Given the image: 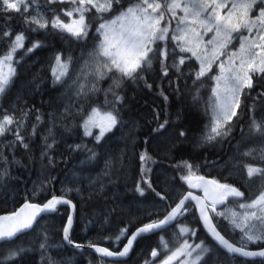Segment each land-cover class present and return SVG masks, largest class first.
<instances>
[{"label":"snow or ice","instance_id":"obj_1","mask_svg":"<svg viewBox=\"0 0 264 264\" xmlns=\"http://www.w3.org/2000/svg\"><path fill=\"white\" fill-rule=\"evenodd\" d=\"M44 4L70 6L59 10L49 8L50 15L39 11L37 6L36 13L32 14L36 0H0V19L7 23L12 14H17L28 32L66 33L78 41L86 40L94 29L95 42L91 50L85 49L79 56L57 52L49 64L52 84L67 87L69 102L64 104L62 112L50 114L48 124L35 106L17 103L10 111L0 108V137L5 138L0 143L13 153L9 158L0 148V186L5 177H10V167L20 163L15 151L23 149L32 160L33 138L39 137L38 160L43 178L34 182L31 192L36 197L48 190L54 177L45 173L55 166L53 153L60 142L57 122L67 132L71 128L64 121L70 120L73 126L82 130V136L91 138L95 145H100L108 134L127 127V139L135 144L139 125L126 122L122 115L124 85L126 82L142 83L152 91L154 85L149 82L150 73L157 79L166 80L177 96L182 95L181 83L191 80L195 89L191 95L193 104L202 100L200 92L204 81L213 82L211 95L204 103L209 121L200 138L203 144L222 143L231 136L245 98L253 99V108L249 111L254 109L257 101L264 108V0H44ZM62 16L68 18L67 22ZM26 39L28 36L24 31L14 34L10 26L0 29V40L6 45V50L0 53V95L7 92L16 76L17 52L23 50L24 54H30L42 47L40 40H34L25 48ZM190 61L198 67L186 72L184 69ZM214 66L218 71L212 74ZM104 80L110 81L106 89L99 86ZM42 82L37 77L32 83L33 89L39 91ZM258 87L260 91L253 98L251 93ZM99 93H103L102 102L94 99ZM158 95L165 102L169 100L163 88L158 89ZM179 115L178 112L177 119ZM149 123H154L155 127L150 129L143 143L159 140L167 145L166 152L170 150L174 139L168 135L170 115L165 111L161 120V111L153 109ZM42 124L45 125L43 130ZM9 135L10 140L7 139ZM186 136L183 129L176 132V138ZM247 139L253 146L243 149L238 146V158L231 161L233 170L247 178V197L234 184L201 175L199 165L182 160L174 167L187 190L173 199L153 186L149 174L155 160L145 148L138 154L141 182L136 191L143 196V185H146L163 203V215L158 211L148 212L147 222L136 227L130 235L128 227L120 228L115 234L99 235V240L114 245L126 239L119 250L99 246L98 240L89 241L87 245L76 243L72 239L73 215H68L60 230L62 240L77 249H94L102 258H112L128 256L138 237L161 233L158 245L150 250L144 264H219L220 250L231 258H245L243 264L255 258H260V264H264V117L250 120ZM66 147L69 152L82 153L84 159L80 163L85 166L99 156L96 149L88 147L83 140ZM126 161L123 153L108 157L104 169L97 176L87 178L92 191L103 192L104 178L123 169ZM77 176L74 172L73 178ZM71 192L80 194L81 188L65 187L60 195L53 193L40 202L26 200L18 210L0 215V244L8 245L0 246V264H19L29 251H39L40 264H62L49 254L51 245L47 229L37 233L29 248L16 245L15 240L19 234L39 228L44 215L57 212L59 205H69L75 211L76 205L67 196ZM193 209L198 211L199 222L215 245L204 240L197 242L193 239L197 230L181 223V218ZM109 216L108 212L102 214L104 224L110 222ZM216 217L239 231L238 243L230 241L218 230L214 222ZM96 222L89 220L88 224L95 225ZM169 228L174 231L166 239L164 234ZM250 244L260 247L250 250Z\"/></svg>","mask_w":264,"mask_h":264},{"label":"trees","instance_id":"obj_2","mask_svg":"<svg viewBox=\"0 0 264 264\" xmlns=\"http://www.w3.org/2000/svg\"><path fill=\"white\" fill-rule=\"evenodd\" d=\"M39 6L45 14L50 15L49 8L59 10L60 8H68L70 5H45L44 0H39ZM62 18L67 22L68 18L63 16ZM6 26H10L14 34L20 31L25 32L28 36V39L25 40V48L29 47L34 40H40L42 47L30 54H24L23 50L17 52L16 56L19 63L16 65V76L7 92L0 95V108L10 111L17 103L20 106L25 104L28 107L35 106L43 114L45 124H48L50 114L57 111L62 112L64 104L69 102L67 87L52 84L49 64L57 52L79 56L85 49L90 50L95 42V31L94 29L91 30L89 37L81 41L68 36L66 33L57 34L49 31L32 33L27 31L22 18L17 14H12V19L7 23L0 19V29ZM4 50H6L5 42L0 40V53ZM156 67L158 69V65ZM195 67L198 65L194 61H190L184 70L187 72ZM216 72V67H213L212 74ZM37 77L43 81L39 91H35L32 87V83ZM149 82L154 85L152 91L145 88L142 83L135 85L126 82L124 85L125 105L122 115L126 122H137L139 125L137 129L138 139L135 144L127 139V127L116 130L114 134H108L100 145H95L91 138H84L82 130L73 126L70 120L64 121L71 128L67 132L59 127L60 122H57L56 131L60 142L53 153L56 163L45 173L54 179L48 190L36 197L32 196L31 190L34 187V182L43 178L40 174L41 165L38 160L39 137L33 138L32 155L34 158L32 160L28 159L23 149H17L14 155L20 163L10 167V177H5L3 186H0V215L7 214L14 209L17 210L26 200L40 202L46 197L50 198L53 193L60 195L65 187L79 186L81 188L80 194L76 192L67 193V196L76 204L72 239L81 244L98 240L99 244L112 250H119L126 239L122 240L119 245H114L107 240H99V235L101 233L105 235L115 234L124 227H128L130 234L140 224L147 222L148 212L158 211L163 215V203L150 189H147L146 185H143L145 187L143 196L136 191L137 184L141 182L138 154L145 148L155 160V163L151 165L152 171L149 174L153 186L157 191L166 193L173 199H176L179 193L187 190V185L179 179L180 173L174 167L182 160H188L194 165H199L201 175L214 177L224 182L247 184L246 176L235 172L231 161L233 158H238L236 154L238 146L242 149L253 146L251 141L247 139L249 123L253 117L257 119L264 117V108L260 102L257 101L254 109L249 111L248 109L253 108V99L245 98L240 115L234 121L236 127L231 136L222 143L208 145L203 144L200 138L209 121V115H206L204 111V103L208 101L211 95L210 89L213 82L204 81V87L200 92L202 100L196 104L191 101V95L195 91L191 80H188L186 84L181 83L182 95L180 96H177L166 80L157 79L153 73L149 74ZM109 83L110 81L104 80L100 82L99 86L106 89ZM159 88H163L168 95L169 100L167 102L158 95ZM185 89H191V91H185ZM258 91H260L259 87L252 91L251 96L256 97ZM103 98V93L94 97L100 102L103 101ZM153 109L161 111V120L164 118L165 111L170 115L171 123L168 135L174 139L170 150L167 152L165 151L167 145L159 140L152 139L148 144L143 143L144 139L148 137L150 129L155 127L154 123H149L152 121ZM178 112L180 114L179 119H177ZM78 122L77 120L76 123ZM44 126L43 124L40 126L41 130ZM180 129L186 131V138H176V132ZM4 139V137H0V141ZM7 139L10 140L12 137L9 135ZM82 140L88 144V147H94L99 153L97 160L87 166L80 163L84 159L82 153L69 152L66 147L67 144L81 143ZM0 148L9 158L12 157L13 153L4 148L2 143H0ZM121 153L127 157L125 167L113 171L110 177L104 178L103 192L94 193L87 178L97 176L104 169V161L108 157L119 156ZM74 172L78 174L77 178H73ZM105 212L110 213L108 224H104L103 219H101ZM70 213V208L63 206L59 207L58 211L53 214L44 215V218L40 220V227L35 228V231L30 230L18 236L15 244L29 248L37 233L42 229H47L51 245L49 254L58 261H62V264H112L111 261L101 259L92 252H80L62 240L60 230L66 224ZM89 220H96L97 222L92 225L88 224ZM181 223L195 228L198 231L199 241L204 240L207 244L215 245L203 230L195 209L181 218ZM173 231L174 229L169 228L168 232L164 234L165 238L169 239ZM160 235L161 233L141 238L135 244L130 258L124 262H116V264H144L150 250L158 245ZM250 245L252 248L260 246ZM0 246L7 247L8 245L3 243ZM226 255L220 250L219 264H243L244 262L240 258H231L229 261ZM19 264H40L39 251H29L19 261ZM248 264H260V260H249Z\"/></svg>","mask_w":264,"mask_h":264},{"label":"flooded vegetation","instance_id":"obj_3","mask_svg":"<svg viewBox=\"0 0 264 264\" xmlns=\"http://www.w3.org/2000/svg\"><path fill=\"white\" fill-rule=\"evenodd\" d=\"M203 175V174H202ZM207 176V175H205ZM209 177V176H208ZM214 178V177H213ZM221 181V180H220ZM221 182H224V181H221ZM259 181L257 180L256 183H258ZM227 183H230V182H227ZM230 184H234L235 186L239 187L241 191H244L245 192V196L247 197L249 195V183L245 184V183H241V182H238V183H230ZM196 191V190H194ZM198 194H202L200 192H197ZM234 206V205H233ZM220 208H222L223 206H219ZM197 213V211H196ZM198 215V214H197ZM216 224H217V227L223 232V234L228 238L230 239L232 242H236L238 243L239 240H240V233L239 231H234L231 226L228 224V222L226 220H223L222 218L220 217H216L215 218V221H214ZM195 240L197 242H199L198 240V231H197V236L195 237ZM251 246V245H250ZM248 246L249 248H252ZM260 247V246H259ZM259 247H255L254 248H259ZM224 252V251H223ZM226 253V252H224ZM227 254V253H226ZM226 258L230 261L231 257L229 256V254L226 255ZM238 258V257H236ZM235 259V258H234ZM241 259V258H240ZM244 260V259H243Z\"/></svg>","mask_w":264,"mask_h":264},{"label":"water","instance_id":"obj_4","mask_svg":"<svg viewBox=\"0 0 264 264\" xmlns=\"http://www.w3.org/2000/svg\"><path fill=\"white\" fill-rule=\"evenodd\" d=\"M208 177V176H207ZM209 178H213V177H209ZM194 191V190H193ZM198 194V193H197ZM198 195H200V194H198ZM202 195V194H201ZM69 199H71L70 197H68ZM72 200V199H71ZM72 202H73V204H75L74 203V201L72 200ZM76 205V204H75ZM23 206V205H22ZM21 206V207H22ZM63 206H66V207H69L70 208V210H71V213H70V215H73V227H74V223H75V215H76V208H75V211L72 209V207L71 206H69V205H59L58 206V208L59 207H63ZM20 208V207H19ZM18 208V209H19ZM17 209V210H18ZM51 214H53V213H51ZM197 214H198V217H199V213H198V211H197ZM1 215H3V214H1ZM46 215H50V214H46ZM201 223V222H200ZM201 225H202V228H203V230L205 231V233L207 234V236L212 240V242L215 244V241L212 239V237L209 235V233H208V231L205 229V227H204V225L201 223ZM218 230H220L219 228H218ZM28 231H30V230H28ZM135 231V229L133 230V231H131V233L132 232H134ZM221 231V230H220ZM27 232V231H26ZM25 233V232H24ZM130 233V234H131ZM221 233L223 234V232L221 231ZM23 233H21V234H19V236L20 235H22ZM129 234V235H130ZM156 234H159V233H149V234H144L143 236H141V237H138L137 238V240H136V242H134V245H133V248H134V246H135V244L141 239V238H143V237H148V236H152V235H156ZM224 235V234H223ZM226 237V236H225ZM227 238V237H226ZM228 239V238H227ZM230 240V239H229ZM231 241V240H230ZM125 243H126V241H125ZM71 247H73V248H75L74 246H72V245H70ZM99 246H103V247H106L105 245H102V244H99ZM123 247V246H122ZM122 247H121V249H122ZM76 250H78V251H83V250H89V251H91L93 254H95L97 257H99V258H101V259H104V260H107V261H111V262H113V261H115V262H124V261H127L129 258H130V256H131V254H132V251L128 254V256H126V257H112V258H102L101 256H100V254H98V253H95V251H94V249H90V248H87V247H84V248H81V249H77V248H75ZM250 250H258L259 248H249ZM110 250H112V249H110ZM238 258H241V259H245V258H242V257H238ZM255 260H260V258H255Z\"/></svg>","mask_w":264,"mask_h":264},{"label":"rangeland","instance_id":"obj_5","mask_svg":"<svg viewBox=\"0 0 264 264\" xmlns=\"http://www.w3.org/2000/svg\"><path fill=\"white\" fill-rule=\"evenodd\" d=\"M37 6L40 7V6H39V0H36V5H34L33 9L31 10L32 13H36V11H37ZM39 11L43 12L41 8H39ZM90 50H91V49H90ZM214 67H215V66H214ZM217 71H218V69H217ZM194 239H195V237H194ZM161 258H162V257H161Z\"/></svg>","mask_w":264,"mask_h":264},{"label":"bare ground","instance_id":"obj_6","mask_svg":"<svg viewBox=\"0 0 264 264\" xmlns=\"http://www.w3.org/2000/svg\"><path fill=\"white\" fill-rule=\"evenodd\" d=\"M81 244V243H80ZM84 245H87V244H84ZM84 251H89V250H83V251H80V252H84ZM89 252H91V251H89Z\"/></svg>","mask_w":264,"mask_h":264}]
</instances>
